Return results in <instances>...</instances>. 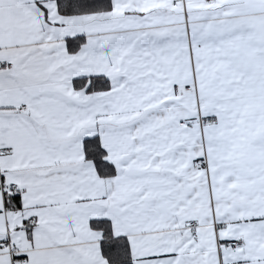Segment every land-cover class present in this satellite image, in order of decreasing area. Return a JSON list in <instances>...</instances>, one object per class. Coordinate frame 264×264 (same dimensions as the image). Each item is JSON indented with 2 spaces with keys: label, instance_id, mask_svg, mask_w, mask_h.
Segmentation results:
<instances>
[{
  "label": "snow or ice",
  "instance_id": "6c2138e0",
  "mask_svg": "<svg viewBox=\"0 0 264 264\" xmlns=\"http://www.w3.org/2000/svg\"><path fill=\"white\" fill-rule=\"evenodd\" d=\"M0 264H264V0H0Z\"/></svg>",
  "mask_w": 264,
  "mask_h": 264
}]
</instances>
